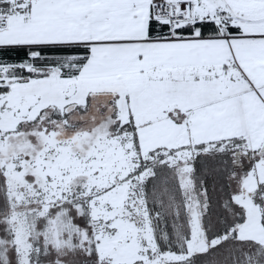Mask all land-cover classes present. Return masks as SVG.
<instances>
[{
  "label": "snow or ice",
  "instance_id": "obj_1",
  "mask_svg": "<svg viewBox=\"0 0 264 264\" xmlns=\"http://www.w3.org/2000/svg\"><path fill=\"white\" fill-rule=\"evenodd\" d=\"M0 264H264V0H0Z\"/></svg>",
  "mask_w": 264,
  "mask_h": 264
}]
</instances>
